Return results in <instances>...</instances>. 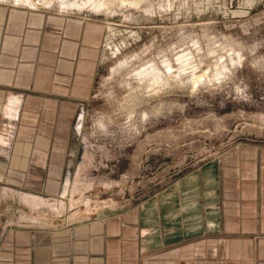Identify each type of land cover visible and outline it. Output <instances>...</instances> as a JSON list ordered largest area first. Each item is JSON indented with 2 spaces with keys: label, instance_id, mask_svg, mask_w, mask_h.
I'll list each match as a JSON object with an SVG mask.
<instances>
[{
  "label": "crops",
  "instance_id": "crops-1",
  "mask_svg": "<svg viewBox=\"0 0 264 264\" xmlns=\"http://www.w3.org/2000/svg\"><path fill=\"white\" fill-rule=\"evenodd\" d=\"M106 24L0 1V264H264V147L115 212L75 209Z\"/></svg>",
  "mask_w": 264,
  "mask_h": 264
},
{
  "label": "rangeland",
  "instance_id": "rangeland-1",
  "mask_svg": "<svg viewBox=\"0 0 264 264\" xmlns=\"http://www.w3.org/2000/svg\"><path fill=\"white\" fill-rule=\"evenodd\" d=\"M0 1L106 24L71 194L83 215L130 206L234 145L264 147V0Z\"/></svg>",
  "mask_w": 264,
  "mask_h": 264
}]
</instances>
